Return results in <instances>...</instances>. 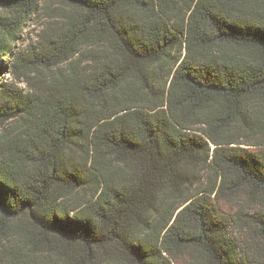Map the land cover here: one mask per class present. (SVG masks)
<instances>
[{"label": "trees", "instance_id": "obj_1", "mask_svg": "<svg viewBox=\"0 0 264 264\" xmlns=\"http://www.w3.org/2000/svg\"><path fill=\"white\" fill-rule=\"evenodd\" d=\"M39 1L0 0V74ZM61 1L47 97L1 84L0 264H254L212 196L264 197V0Z\"/></svg>", "mask_w": 264, "mask_h": 264}, {"label": "rangeland", "instance_id": "obj_2", "mask_svg": "<svg viewBox=\"0 0 264 264\" xmlns=\"http://www.w3.org/2000/svg\"><path fill=\"white\" fill-rule=\"evenodd\" d=\"M7 12V8L0 7V14ZM76 14L80 12L61 0H40L21 26L16 41L11 44L12 53L20 51L26 56V67L12 71L10 67L12 58L2 59L5 67L0 74V89H2L1 84H10L21 90L23 94L47 97V93L51 91L50 83L55 82V76L63 66L56 68L54 65L51 67L45 65L46 59L41 54L47 53L52 40L65 30L68 17ZM41 59L44 61L42 62ZM8 105L12 108L0 101V106H5L6 112L13 109L12 103ZM22 122L21 119L13 118L0 122L2 138L9 137L17 131L21 133ZM239 146L251 147L246 144ZM200 182L201 186L207 182L206 173L201 175ZM212 198V203L217 207V213L226 219L227 230L231 237L236 239L243 252L254 264H264V237L257 233L252 217L263 210L264 197L253 188L241 186L215 194ZM186 258L185 253H180L174 264L180 261L186 262Z\"/></svg>", "mask_w": 264, "mask_h": 264}, {"label": "snow or ice", "instance_id": "obj_3", "mask_svg": "<svg viewBox=\"0 0 264 264\" xmlns=\"http://www.w3.org/2000/svg\"><path fill=\"white\" fill-rule=\"evenodd\" d=\"M2 199H3L2 194H0V202H2Z\"/></svg>", "mask_w": 264, "mask_h": 264}]
</instances>
